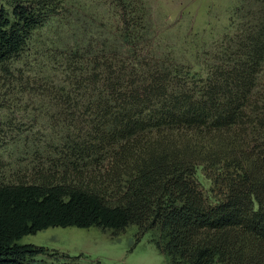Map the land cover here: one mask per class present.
I'll return each mask as SVG.
<instances>
[{
	"label": "trees",
	"instance_id": "16d2710c",
	"mask_svg": "<svg viewBox=\"0 0 264 264\" xmlns=\"http://www.w3.org/2000/svg\"><path fill=\"white\" fill-rule=\"evenodd\" d=\"M112 1L106 35L66 53L54 89L74 124L60 139L67 165L104 171L0 179V264L46 252L18 240L49 226L130 224L159 229L169 264H264V0H250L216 58L198 66L161 47L143 0ZM51 4L0 3V63L24 49Z\"/></svg>",
	"mask_w": 264,
	"mask_h": 264
},
{
	"label": "rangeland",
	"instance_id": "374dc122",
	"mask_svg": "<svg viewBox=\"0 0 264 264\" xmlns=\"http://www.w3.org/2000/svg\"><path fill=\"white\" fill-rule=\"evenodd\" d=\"M16 1L22 0L0 3L11 12ZM143 2L161 47L195 66L216 58L224 34L240 21L236 14L247 18L256 6L250 7V0ZM51 5L47 19L33 30L24 49L0 63V179L47 181L64 175L75 179L74 168L86 177L104 171L100 165H67L60 139L74 132V124L67 115L70 109L59 106L54 89L68 74L66 53L84 38L104 37L114 22L115 7L112 0H52ZM198 176L209 186L200 170ZM159 235L158 228L141 231L137 224L122 230L57 225L18 241L47 248L28 257V264H169L156 245Z\"/></svg>",
	"mask_w": 264,
	"mask_h": 264
}]
</instances>
